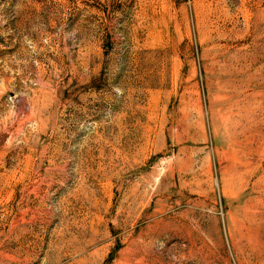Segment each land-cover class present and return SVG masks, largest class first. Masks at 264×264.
<instances>
[{
  "label": "rangeland",
  "instance_id": "1",
  "mask_svg": "<svg viewBox=\"0 0 264 264\" xmlns=\"http://www.w3.org/2000/svg\"><path fill=\"white\" fill-rule=\"evenodd\" d=\"M0 264H264V0H0Z\"/></svg>",
  "mask_w": 264,
  "mask_h": 264
}]
</instances>
